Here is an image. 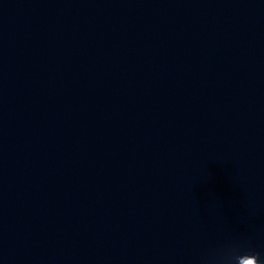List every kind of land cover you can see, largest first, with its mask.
<instances>
[{
	"label": "clouds",
	"instance_id": "clouds-1",
	"mask_svg": "<svg viewBox=\"0 0 264 264\" xmlns=\"http://www.w3.org/2000/svg\"><path fill=\"white\" fill-rule=\"evenodd\" d=\"M240 246H232L226 249L224 259L227 264H240V261L245 258H251L255 261V264H264V259L260 257L258 252L249 250L244 254H238V248Z\"/></svg>",
	"mask_w": 264,
	"mask_h": 264
}]
</instances>
